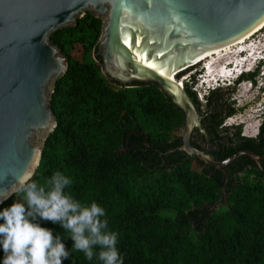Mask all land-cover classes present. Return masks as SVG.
<instances>
[{"label":"trees","instance_id":"16d2710c","mask_svg":"<svg viewBox=\"0 0 264 264\" xmlns=\"http://www.w3.org/2000/svg\"><path fill=\"white\" fill-rule=\"evenodd\" d=\"M101 30L102 21L87 14L52 37L69 69L55 86L57 127L31 181L49 190L54 173L71 178L66 193L105 209L123 264H264V122L255 138L244 136L242 126L225 127L237 114L231 101L237 85L256 82L259 71L210 90L204 102L193 89L195 78L185 82L207 134L196 129L193 145L209 147L218 162L251 151L263 170L245 155L217 169L180 150L185 114L157 84L108 82L98 56ZM16 201L24 202L23 193L0 211ZM35 222L61 237L70 252L62 264H101L73 250L70 232L59 223ZM3 259L0 245V264Z\"/></svg>","mask_w":264,"mask_h":264},{"label":"water","instance_id":"95a60500","mask_svg":"<svg viewBox=\"0 0 264 264\" xmlns=\"http://www.w3.org/2000/svg\"><path fill=\"white\" fill-rule=\"evenodd\" d=\"M87 14L102 21L103 75L125 87L157 84L184 112L180 150L217 169L245 155L263 170L251 151L218 162L193 145L196 129L207 134L185 79L204 76L207 67L215 79L207 86L200 80L205 95L253 69L264 56V0H0V206L18 193L24 175L34 176L57 127L51 98L69 59L52 37Z\"/></svg>","mask_w":264,"mask_h":264},{"label":"clouds","instance_id":"9594fccd","mask_svg":"<svg viewBox=\"0 0 264 264\" xmlns=\"http://www.w3.org/2000/svg\"><path fill=\"white\" fill-rule=\"evenodd\" d=\"M261 64L262 58L257 67ZM246 73L250 70L237 77ZM31 177V172L24 175L15 189L23 193L24 202L16 201L0 211V219L4 221L0 223L3 264H62L69 258L70 252L61 237L36 223L37 217L59 223L70 232L73 250L82 252L88 260L95 256L101 264H123L117 247L118 233L109 229L103 207L96 202L82 204L66 193L72 180L61 172L52 175L49 190L31 181Z\"/></svg>","mask_w":264,"mask_h":264},{"label":"rangeland","instance_id":"374dc122","mask_svg":"<svg viewBox=\"0 0 264 264\" xmlns=\"http://www.w3.org/2000/svg\"><path fill=\"white\" fill-rule=\"evenodd\" d=\"M264 65V61L262 60V64H257L254 66L253 69L250 70L252 72H258L256 75L255 80L256 82L246 81L237 85L236 93L233 95L231 101L234 103L237 114L232 117V119H228L225 127H235V126H242L243 135L249 138H255L259 135V129L264 122V77L260 74L261 71L264 72L262 66ZM257 67V68H256ZM202 71L188 77L185 79V82H190L192 85L191 77L195 78V83L193 84V89L197 93V87L201 80ZM108 82L113 86H116L115 83L107 76ZM239 78L233 81L231 85H235V82ZM228 86H221V87H228ZM218 88V87H216ZM215 89V88H214ZM213 90V88L211 89ZM199 93H197L198 96ZM182 135V130L178 133Z\"/></svg>","mask_w":264,"mask_h":264},{"label":"built area","instance_id":"2783aa9c","mask_svg":"<svg viewBox=\"0 0 264 264\" xmlns=\"http://www.w3.org/2000/svg\"><path fill=\"white\" fill-rule=\"evenodd\" d=\"M213 89H214V88H213ZM210 90H211V89H210ZM210 90H209V91H210ZM209 91H208L205 95H201L199 92H197V93H199V94H198V98H199V100L202 101V102H204L205 99H206V97H207L208 94H209ZM230 119H232V118H230ZM230 119H229V120H230Z\"/></svg>","mask_w":264,"mask_h":264},{"label":"flooded vegetation","instance_id":"af4514ba","mask_svg":"<svg viewBox=\"0 0 264 264\" xmlns=\"http://www.w3.org/2000/svg\"><path fill=\"white\" fill-rule=\"evenodd\" d=\"M203 147H206V150L209 152V147H207V146H204V145H203Z\"/></svg>","mask_w":264,"mask_h":264},{"label":"bare ground","instance_id":"6f19581e","mask_svg":"<svg viewBox=\"0 0 264 264\" xmlns=\"http://www.w3.org/2000/svg\"><path fill=\"white\" fill-rule=\"evenodd\" d=\"M186 81V80H185Z\"/></svg>","mask_w":264,"mask_h":264}]
</instances>
